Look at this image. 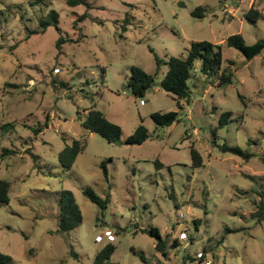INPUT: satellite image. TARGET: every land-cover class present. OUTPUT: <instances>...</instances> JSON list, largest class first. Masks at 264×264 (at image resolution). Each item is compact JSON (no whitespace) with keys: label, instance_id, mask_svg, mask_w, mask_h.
<instances>
[{"label":"rangeland","instance_id":"rangeland-1","mask_svg":"<svg viewBox=\"0 0 264 264\" xmlns=\"http://www.w3.org/2000/svg\"><path fill=\"white\" fill-rule=\"evenodd\" d=\"M88 1L91 8L0 0V179L11 184L9 204L0 205V253L13 264H94L112 243L119 264H144L141 255L147 264H264V221L254 216L264 194V51L248 61L226 45L234 34L246 45L264 40V0ZM199 6L205 17L194 18ZM252 8L263 15L255 23L246 19ZM51 11L62 36L79 40L60 54L55 25L30 35ZM193 41L222 45L234 78L219 86L198 63L188 81L190 101L179 107L160 83L170 58L187 57ZM155 55L164 61L156 83L134 98L131 70L154 74ZM91 109L119 125L122 140L141 121L150 137L141 145L110 144L82 126ZM171 111L179 120L169 127L151 117ZM225 112L232 116L221 123ZM75 140L86 148L67 170L59 154ZM192 148L201 168L192 166ZM5 149L13 153L3 156ZM87 187L108 199L106 209L85 196ZM63 191L82 216L66 234L58 231ZM153 228L167 240V258L155 248Z\"/></svg>","mask_w":264,"mask_h":264},{"label":"trees","instance_id":"trees-1","mask_svg":"<svg viewBox=\"0 0 264 264\" xmlns=\"http://www.w3.org/2000/svg\"><path fill=\"white\" fill-rule=\"evenodd\" d=\"M225 1V0H220ZM44 0H35L32 5L43 3ZM68 7L74 8L80 5L91 8V4L88 0H65ZM206 7L199 6L191 15L194 18L205 17ZM87 13L80 16L74 23L76 25L79 21L86 19ZM50 18V20H49ZM263 18V15L255 8H252L247 14L246 19L255 23L258 19ZM59 16L56 11H51L48 19L41 21L42 30L31 31L30 35L44 33L48 27L55 25L57 31L60 33V37L57 40L56 47L60 54L61 48L67 42H79L72 41L62 36L61 29L58 26ZM226 45L230 48H234L239 51L246 60L251 61L255 57L261 55L264 51V40H258L252 45H246L245 40L241 34H234L226 40ZM5 47L0 46V50ZM16 47L10 48L13 51ZM157 62V70L154 74L147 73L140 67H133L131 70V76L128 81L127 87L131 91L134 98L142 99L146 96L149 90H151L155 83L156 77L160 72L161 64L164 62L155 55ZM200 64L201 72L207 77H217L219 80V86L223 84H231L233 82L234 75L232 72L226 71L224 67V56L223 46L214 44L209 41H193L190 45V49L187 57L177 58L171 57L168 65L169 69L165 74L163 80L160 83L161 89L171 94L177 100L179 107L182 106L183 102H189L191 98V91L188 86V81L193 76V72L197 64ZM233 65V62H231ZM63 87H66V83H62ZM232 116L231 112H225L222 115L221 123L226 122ZM153 121L157 126L169 127L179 120V112L171 111L167 113L156 112L151 115ZM49 125V119L46 120L43 126H39L35 130V134L43 132L44 128ZM82 126L90 133H96L102 136L110 144H126V145H141L149 139V133L147 128L143 125V121L137 127L134 134L129 136L127 139L122 140V129L119 125L111 122L107 116L98 110L91 109L88 111ZM86 148V143L75 140L73 145L66 146L59 154V161L63 168L70 170L75 163L76 158ZM225 151H230L236 155L242 156L243 159L248 161L252 155L245 154L239 148L224 147ZM13 153V151L5 149L3 156ZM192 166L194 168H201L203 166V159L199 152L195 149H191ZM107 162L102 163L104 174L108 177V168L106 167ZM158 165H160L158 163ZM161 166V165H160ZM10 188L11 184L7 180L0 179V205L9 204L10 202ZM85 196L93 203L96 204L100 209L104 210L107 208L108 199L99 197L91 188L87 187L84 189ZM264 194L262 193L261 201L258 205L257 211L254 216L261 223L264 221ZM82 223V216L78 208L75 206V200L73 195L69 191H63L59 201V215H58V231L62 234L69 233L74 230ZM151 237L156 240L155 248L164 258L168 255V244L167 240L163 239L160 232L153 228L148 231ZM116 250V246L112 243L107 244L96 256L94 264H119L112 262V256ZM71 254L73 257L78 258L77 253L71 248ZM141 260L144 264H147V259L144 255H141ZM0 264H13L11 256L0 253Z\"/></svg>","mask_w":264,"mask_h":264},{"label":"built area","instance_id":"built-area-1","mask_svg":"<svg viewBox=\"0 0 264 264\" xmlns=\"http://www.w3.org/2000/svg\"><path fill=\"white\" fill-rule=\"evenodd\" d=\"M183 236L185 237V234H183ZM108 239H109V240H113L114 237H113L112 235H108Z\"/></svg>","mask_w":264,"mask_h":264}]
</instances>
